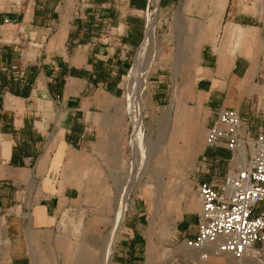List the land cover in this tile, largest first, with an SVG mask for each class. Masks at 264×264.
Wrapping results in <instances>:
<instances>
[{
  "label": "crops",
  "instance_id": "obj_1",
  "mask_svg": "<svg viewBox=\"0 0 264 264\" xmlns=\"http://www.w3.org/2000/svg\"><path fill=\"white\" fill-rule=\"evenodd\" d=\"M159 1L164 15L177 7L189 19L180 88L187 90L184 99L206 114L204 137L221 106L238 110L253 132L264 129V83L255 82L264 20L253 21V14L232 8L229 0H200L189 12L180 0ZM148 12L149 0H22L15 9L0 0V213L8 229L0 264H54L56 212L81 195L71 171L86 170L89 163L101 170L126 167L123 83L144 39ZM239 30L245 40L259 42L254 55L246 47L229 53L227 42ZM11 64L24 66L28 85L10 76ZM199 158V180L231 169L224 148L204 142ZM196 178L198 207L182 211L172 233L186 250L200 209ZM35 183L39 189L20 190ZM145 222L140 208L122 222L117 264L145 262L152 246L144 239ZM0 236L3 242L1 227ZM194 259L233 264L222 256Z\"/></svg>",
  "mask_w": 264,
  "mask_h": 264
},
{
  "label": "rangeland",
  "instance_id": "obj_2",
  "mask_svg": "<svg viewBox=\"0 0 264 264\" xmlns=\"http://www.w3.org/2000/svg\"><path fill=\"white\" fill-rule=\"evenodd\" d=\"M199 1L180 0V6L186 7L189 12L190 4ZM213 1L217 4L222 2ZM229 5L232 8L243 7L253 14V21L264 20V0H229ZM160 7L159 1L149 44L142 47L143 37L130 60V71L124 78L122 99L125 105L122 114L126 135H123L122 146L127 147L123 152L127 165L115 170H101L89 163L86 170L71 171V183L81 191V195L56 212L59 231L55 236L54 264H106L102 256L109 242L112 252L108 264H117L118 255H123L118 243L120 227L136 208L146 215L144 239L146 237L148 244L153 246L154 257L135 264H212L210 261H194L196 253L182 249L179 242L172 238L180 213L198 207L192 178L202 169L199 157L204 147L207 117L198 106L184 99L187 90L180 88L183 81L179 79L180 71L184 68L180 65L183 61L181 54L186 52L188 44L184 24L189 19L181 8L176 7L172 14L164 15ZM153 13L154 7H150L148 20ZM146 23L147 20L144 30ZM217 42L222 44L220 40ZM227 46L230 54L241 52L246 47L248 54L254 55L259 42L253 38L245 40L239 30L231 36ZM137 61L140 63L141 84L144 82V85L141 93L131 98L130 73ZM255 62L260 68L255 82L264 83V47ZM196 156L198 165H195ZM36 187L40 188L36 183L33 187L28 186L27 191L21 185L20 190L26 193ZM125 192L128 196L119 223L115 214L119 220V207ZM33 203L34 200L30 199L28 207L31 208ZM25 214L29 216L30 213ZM25 222L27 225L28 221ZM0 227L4 236L3 242L0 236L1 255L8 241V229L1 213ZM221 256L233 264L263 262L250 259L237 261L228 255Z\"/></svg>",
  "mask_w": 264,
  "mask_h": 264
},
{
  "label": "built area",
  "instance_id": "obj_3",
  "mask_svg": "<svg viewBox=\"0 0 264 264\" xmlns=\"http://www.w3.org/2000/svg\"><path fill=\"white\" fill-rule=\"evenodd\" d=\"M21 3L8 0L12 9ZM9 74L28 85L24 66L11 64ZM205 144L228 150L231 169L222 177H195L200 209L196 234L186 239L187 247L202 261L228 255L259 263L264 260V129L253 132L238 110L221 106L206 129ZM241 151L244 156L239 155ZM236 156L240 157L234 161Z\"/></svg>",
  "mask_w": 264,
  "mask_h": 264
},
{
  "label": "bare ground",
  "instance_id": "obj_4",
  "mask_svg": "<svg viewBox=\"0 0 264 264\" xmlns=\"http://www.w3.org/2000/svg\"><path fill=\"white\" fill-rule=\"evenodd\" d=\"M151 1L153 2L154 13L152 14L153 17H151L150 20H148L149 17L146 19L147 20V23H146L147 26H146L145 34H144L145 40L143 39L144 42L142 44L143 48H145L150 42L152 32H153V28H154V19L157 16V12H158V0H151ZM145 35H146V37H145ZM139 71H140V63L137 61L135 67L132 69V72L130 73L131 75H130L129 85L131 87V91H130L131 98H132V96H134V95L138 96L141 93L142 84H141V79L139 77ZM239 155L244 156L245 155L244 151H241ZM240 156H238V157L236 156L234 161H237ZM127 196H128L127 192H125V194L122 195V199H121V203H120V207H119V210H120L119 220H117V214H115L116 221H118L119 223L123 218V212L125 209V200L127 199ZM119 223H118V225H119ZM115 229H116V227H115ZM116 231H117V229L115 230V233H116ZM111 247H112L111 243L109 242V244L107 245V250L105 252V255L102 256L104 258L103 260L105 261L106 264H108L110 259H111V252H112ZM153 257H154L153 246H149L147 249L146 255H145L146 261H148L149 259H151ZM261 264H264V260H263V262H261Z\"/></svg>",
  "mask_w": 264,
  "mask_h": 264
}]
</instances>
